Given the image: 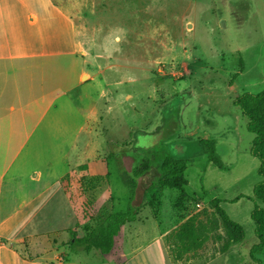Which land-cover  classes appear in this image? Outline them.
I'll list each match as a JSON object with an SVG mask.
<instances>
[{"label":"rangeland","instance_id":"374dc122","mask_svg":"<svg viewBox=\"0 0 264 264\" xmlns=\"http://www.w3.org/2000/svg\"><path fill=\"white\" fill-rule=\"evenodd\" d=\"M71 1L80 54L90 60L97 78L83 84L80 93L99 98L102 116L94 127L99 138L91 141L90 149L94 160L107 164L106 174L86 179L90 203L99 198L93 215L101 218L100 207L108 202L111 207L114 198L118 199L114 211L126 209L129 189L121 173H129L144 158L155 164L165 157L186 159L183 191L188 205L177 188L165 185L152 196L149 191L143 201L144 205L157 197L165 211L174 210L165 237L173 245L172 257L179 264H255L251 248L257 239L250 212L260 204L253 187L263 177L257 174L258 160L250 154L254 134L233 99L243 91L264 88V0ZM79 120L75 113L74 123ZM202 139L215 142L220 166L203 153ZM11 144L13 160L18 147ZM3 145L0 142V148ZM64 145L36 143L41 156L23 157L20 151L12 164L44 165ZM136 181L139 193L144 184L141 177ZM210 198L224 201L227 215L242 225L244 240L230 244L213 208L207 203L195 208L193 199ZM157 211L147 207L137 216L147 215L151 224ZM195 213V229L179 245L174 232ZM47 214L45 206L41 215ZM255 257L264 264V247Z\"/></svg>","mask_w":264,"mask_h":264},{"label":"crops","instance_id":"0c3cea01","mask_svg":"<svg viewBox=\"0 0 264 264\" xmlns=\"http://www.w3.org/2000/svg\"><path fill=\"white\" fill-rule=\"evenodd\" d=\"M72 5L71 0H0V264H179L165 238L175 214L157 197L138 214L150 207L159 217L152 214L149 224L147 215H138L120 226L108 253L70 246L72 235L84 236L97 222L99 198L90 203L86 179L107 172L106 162L94 160L90 149L102 116L99 98L80 93L97 78L80 54ZM47 141L65 145L44 165L12 164L20 151L23 157L41 156L36 143ZM13 142L18 149L11 160ZM179 191L187 204L189 196ZM211 199H193L194 206ZM117 200L100 211L117 212L112 209ZM223 202L219 199L221 207ZM45 206L49 214L41 215Z\"/></svg>","mask_w":264,"mask_h":264},{"label":"trees","instance_id":"16d2710c","mask_svg":"<svg viewBox=\"0 0 264 264\" xmlns=\"http://www.w3.org/2000/svg\"><path fill=\"white\" fill-rule=\"evenodd\" d=\"M241 59L239 64L241 66ZM242 68V67H240ZM237 75V73H235ZM233 104L238 106L241 113L247 118L246 128L254 134L251 141L250 154L258 160L257 174L263 179L257 182L253 187V196L260 204H254L250 218L253 223V233L257 242L251 248V258L255 264H263L260 259L255 257L264 247V88L252 93L243 91L233 99ZM203 153L208 154V158L214 164L220 166L219 158L215 152V142L213 140L202 139L200 141ZM186 159L178 157H165L159 163H153L152 159L144 158L138 165L133 167L128 173H121L122 182L129 189V199L124 211L109 212L97 216V222L94 226L86 229L84 236L77 238L72 235V248H82L88 250L95 248L101 253H108L114 242V236L117 234L120 226L136 219L140 208L143 206L145 195L160 185L169 188H178L183 192L187 185L185 178ZM142 178V190L137 193L136 178ZM145 202V201H144ZM218 216L222 227L225 229L228 242L236 244L245 239V231L241 224L231 219L225 210L219 205V199L213 198L208 203ZM196 213L181 223L174 232L175 239L180 245L181 242L188 240L189 232L194 231V216Z\"/></svg>","mask_w":264,"mask_h":264}]
</instances>
